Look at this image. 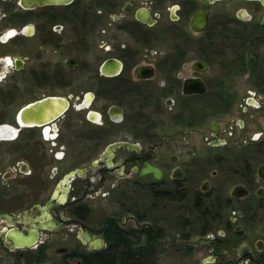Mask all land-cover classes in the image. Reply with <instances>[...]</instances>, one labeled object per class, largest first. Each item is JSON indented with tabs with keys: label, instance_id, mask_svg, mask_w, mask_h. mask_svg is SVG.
Returning <instances> with one entry per match:
<instances>
[{
	"label": "flooded vegetation",
	"instance_id": "obj_1",
	"mask_svg": "<svg viewBox=\"0 0 264 264\" xmlns=\"http://www.w3.org/2000/svg\"><path fill=\"white\" fill-rule=\"evenodd\" d=\"M8 44L0 264H264V0H0Z\"/></svg>",
	"mask_w": 264,
	"mask_h": 264
},
{
	"label": "trees",
	"instance_id": "obj_2",
	"mask_svg": "<svg viewBox=\"0 0 264 264\" xmlns=\"http://www.w3.org/2000/svg\"><path fill=\"white\" fill-rule=\"evenodd\" d=\"M116 233L122 235L119 231H116ZM107 245V253L93 258L90 260L91 262L87 264H145L142 256L139 254V257H137L136 254H132L130 249L126 246V242H123L120 238L117 241L109 238ZM114 245L117 246L115 249Z\"/></svg>",
	"mask_w": 264,
	"mask_h": 264
},
{
	"label": "rangeland",
	"instance_id": "obj_3",
	"mask_svg": "<svg viewBox=\"0 0 264 264\" xmlns=\"http://www.w3.org/2000/svg\"><path fill=\"white\" fill-rule=\"evenodd\" d=\"M0 51L2 52L1 54H5V55H15V47L12 46V45H6L5 47H2L0 49ZM10 72V71H9ZM2 84V83H1ZM1 84H0V87H1ZM2 99V98H1ZM0 99V101H1ZM7 100L5 99V105L6 104ZM3 104V102H0V107H7ZM16 104H13L12 106L14 107ZM11 106V105H10ZM192 139L195 140L196 142V145H200L199 146V149L201 148V146H204L202 143H201V138L198 134H194L192 136ZM178 154L184 156L186 155V151L188 153V148H186L185 146H179L178 147ZM177 153V151H176ZM202 181V179H198V184H197V190H199V184L200 182ZM141 196L139 197V199H136L135 202H141ZM191 197H187V200H185V203H190L191 202ZM140 207V206H139ZM110 213V211L108 212ZM129 216L127 214H125L123 217H122V220L125 219V218H128ZM130 225H132L133 223H129ZM197 241L196 239H193L192 240V244H196ZM201 250H199V253L197 255H195V258L193 259H190V258H177V257H174V256H169L168 258H165L162 260V264H202V261H203V255H204V252H200ZM55 261H56V258H55Z\"/></svg>",
	"mask_w": 264,
	"mask_h": 264
},
{
	"label": "water",
	"instance_id": "obj_4",
	"mask_svg": "<svg viewBox=\"0 0 264 264\" xmlns=\"http://www.w3.org/2000/svg\"><path fill=\"white\" fill-rule=\"evenodd\" d=\"M262 171L264 172V166L262 167ZM146 172H150L153 174V176L158 179L159 178V170L152 167V166H147L146 169H143L141 174H144ZM1 218H6V216H0V220Z\"/></svg>",
	"mask_w": 264,
	"mask_h": 264
},
{
	"label": "snow or ice",
	"instance_id": "obj_5",
	"mask_svg": "<svg viewBox=\"0 0 264 264\" xmlns=\"http://www.w3.org/2000/svg\"><path fill=\"white\" fill-rule=\"evenodd\" d=\"M11 35H13V33H8V36H11ZM9 63H10V61H9ZM47 135V134H46Z\"/></svg>",
	"mask_w": 264,
	"mask_h": 264
}]
</instances>
